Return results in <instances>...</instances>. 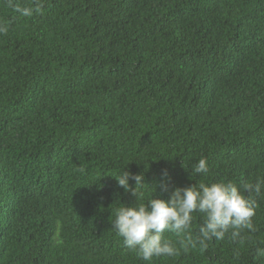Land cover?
<instances>
[{"label":"trees","instance_id":"obj_1","mask_svg":"<svg viewBox=\"0 0 264 264\" xmlns=\"http://www.w3.org/2000/svg\"><path fill=\"white\" fill-rule=\"evenodd\" d=\"M22 7L34 0H13ZM0 0V264H264L253 231L142 260L112 228L143 173L147 198L195 180L264 179V0ZM130 186L134 181L129 180ZM168 191H163V185Z\"/></svg>","mask_w":264,"mask_h":264},{"label":"clouds","instance_id":"obj_2","mask_svg":"<svg viewBox=\"0 0 264 264\" xmlns=\"http://www.w3.org/2000/svg\"><path fill=\"white\" fill-rule=\"evenodd\" d=\"M7 6L25 17L42 9V4L36 0L32 6L24 7L7 0ZM7 30L6 24H0V34ZM207 172V160L200 158L191 172L188 171V179L195 180V183L172 188L167 199L154 198V188L151 187L152 195L146 202L141 191L148 186L143 183V173L132 174L122 170L117 176H112L125 192L131 190L135 196V200L129 204L118 202L114 219L111 220L112 228L123 239L124 247L135 250L144 261L159 256H175L178 254L177 247L172 241L163 238L164 232L168 231L181 238L180 243L186 252L194 245L189 232L195 219L194 213L201 214L203 220L197 237V242L203 247H207V242L213 239L223 240L229 231L233 240L241 238L243 229L253 231L252 217L255 215L256 201L243 193L261 195L264 179H258L255 184L245 182L242 192L231 181H197V175ZM129 180L134 181V186H130ZM162 190L168 191V186L163 185ZM256 255L264 256V248H257Z\"/></svg>","mask_w":264,"mask_h":264}]
</instances>
